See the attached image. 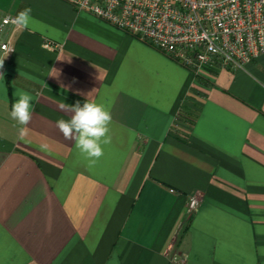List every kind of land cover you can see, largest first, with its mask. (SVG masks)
<instances>
[{"label": "crops", "instance_id": "obj_1", "mask_svg": "<svg viewBox=\"0 0 264 264\" xmlns=\"http://www.w3.org/2000/svg\"><path fill=\"white\" fill-rule=\"evenodd\" d=\"M25 9L0 32V264H264V56L195 80L62 0H0V28ZM77 101L111 113L98 160L57 127Z\"/></svg>", "mask_w": 264, "mask_h": 264}, {"label": "built area", "instance_id": "obj_2", "mask_svg": "<svg viewBox=\"0 0 264 264\" xmlns=\"http://www.w3.org/2000/svg\"><path fill=\"white\" fill-rule=\"evenodd\" d=\"M150 46L199 80L207 70L245 68L264 56V0H62ZM14 17L1 28L19 27ZM47 50L60 46L45 41ZM2 54L14 47L0 42ZM3 71L0 68V79ZM200 199L188 200L185 214L199 211Z\"/></svg>", "mask_w": 264, "mask_h": 264}, {"label": "clouds", "instance_id": "obj_3", "mask_svg": "<svg viewBox=\"0 0 264 264\" xmlns=\"http://www.w3.org/2000/svg\"><path fill=\"white\" fill-rule=\"evenodd\" d=\"M31 9L21 11L15 23L23 28H27L30 21ZM0 67L3 63L0 62ZM32 97L27 93H22L12 104L10 116L20 125L26 126L32 116L34 105ZM62 107H68L62 105ZM72 113L68 120L59 119L56 124L65 139L74 140L76 149L90 159L98 160L104 155L103 144L110 143L108 137L109 124L112 120L110 111L106 110L102 104L86 101L82 106L79 101L68 107ZM24 129L21 130L23 138Z\"/></svg>", "mask_w": 264, "mask_h": 264}]
</instances>
